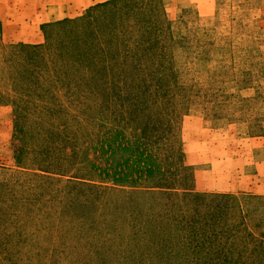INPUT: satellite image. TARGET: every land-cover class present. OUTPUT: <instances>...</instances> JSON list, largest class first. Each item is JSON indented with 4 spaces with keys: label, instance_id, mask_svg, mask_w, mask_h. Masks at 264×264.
Instances as JSON below:
<instances>
[{
    "label": "trees",
    "instance_id": "trees-1",
    "mask_svg": "<svg viewBox=\"0 0 264 264\" xmlns=\"http://www.w3.org/2000/svg\"><path fill=\"white\" fill-rule=\"evenodd\" d=\"M159 2L96 3L47 23L43 44L12 48L15 57L2 68L13 61L7 70L18 72L10 75L9 98L67 100L15 109L18 170L0 180V264L89 258L92 238L94 250L116 252L102 228L117 231L115 239L168 228L169 247L190 254L185 264H264V230L256 233L264 218L250 215L256 230L247 224L248 205L264 197L195 191L178 135L194 86L176 66L186 45L173 36ZM139 195L153 196L143 224L131 223L142 210ZM109 205L116 226L106 228L98 211ZM152 213L153 230L145 219ZM96 254L101 262L108 256Z\"/></svg>",
    "mask_w": 264,
    "mask_h": 264
},
{
    "label": "rangeland",
    "instance_id": "rangeland-1",
    "mask_svg": "<svg viewBox=\"0 0 264 264\" xmlns=\"http://www.w3.org/2000/svg\"><path fill=\"white\" fill-rule=\"evenodd\" d=\"M85 1L95 0H75L77 8L70 10L69 14L80 11L83 14L87 9H82ZM60 2L0 0V92H4L0 96V180L5 174L18 170L13 159L14 146L17 145L15 109L20 106L29 110L27 107L36 100H54L57 103L67 100L9 98L15 91L12 81H9L10 75L18 72L7 70L12 67L13 61L5 67L6 71L2 70L3 64L14 56L11 53L13 47L44 43L42 28L56 20L41 21L54 18L51 11ZM159 3L173 36L183 39L186 45L177 50L176 66L183 74H188L187 78L194 86V102L189 104V111L180 118L178 135L184 161L191 167L189 171L194 177L195 191L232 194L240 199L264 197V0H160ZM37 33L42 38L41 43H26ZM21 58H16L15 62L21 63ZM29 112L33 113V110ZM231 154L239 158L237 163L230 160ZM187 155L190 157L187 158ZM226 158V163L218 166L216 160L221 162ZM103 163L104 160L100 164ZM105 184L112 185L111 182ZM134 199L140 203L142 210L131 223L143 224V218L139 217L153 212V196L139 195ZM110 205L104 211H98L102 227L110 228L113 225L114 215ZM144 205H148L150 210L145 211ZM101 212H105V215ZM247 213V224L252 222L250 215L255 222L258 218H264V201L250 203ZM121 219L116 220L120 223ZM145 219L152 230L157 226L156 222L153 223V213ZM94 226L98 227L97 224ZM102 229L107 234L106 243L116 252H109L107 245L94 250L92 244H96L97 239L92 238L90 242L87 241L89 258L81 256L57 264H140V256L142 264H175L177 261L185 264L190 256L188 254L185 258L182 253H177L176 248L169 247L171 232L168 228L153 231L155 235L145 239V231L141 237L135 232L128 234L126 231L127 235L115 239L117 231ZM259 230H256L257 234L264 227ZM151 242L152 246L148 245ZM159 247L162 251H159ZM101 249L108 254L104 262L97 259L96 253ZM167 249L172 253L166 256ZM25 260L21 257L17 263L40 264L35 260Z\"/></svg>",
    "mask_w": 264,
    "mask_h": 264
},
{
    "label": "crops",
    "instance_id": "crops-1",
    "mask_svg": "<svg viewBox=\"0 0 264 264\" xmlns=\"http://www.w3.org/2000/svg\"><path fill=\"white\" fill-rule=\"evenodd\" d=\"M104 0H95L93 2H86L85 4H83L82 9L85 10L86 8H88L89 6L93 5V3H97V2H101ZM75 0H61V2L59 3V5L57 6V8H55L53 11L55 17L54 18H47L43 21H41L42 23L44 22H50L51 20H61V19H65V18H73L76 17L78 15L81 14V11L78 13H74V14H69V11L72 10L73 8H77V4L74 3ZM57 10V11H56ZM52 14V13H51ZM42 38L40 36V34H33L30 38L29 41H27L26 43H30V44H38L41 43ZM236 156V155H235ZM190 156L187 155V158H189ZM230 160L234 161L235 163H237V161H239L238 157H233V155L231 154L230 156ZM190 160V159H189ZM227 158L223 161L220 162V160H216V162L218 163V166H220V163H226ZM190 163L192 164L193 162L190 161ZM215 163V164H217Z\"/></svg>",
    "mask_w": 264,
    "mask_h": 264
}]
</instances>
